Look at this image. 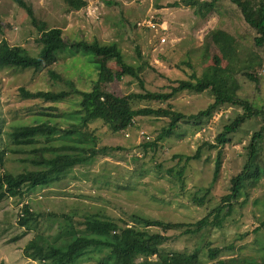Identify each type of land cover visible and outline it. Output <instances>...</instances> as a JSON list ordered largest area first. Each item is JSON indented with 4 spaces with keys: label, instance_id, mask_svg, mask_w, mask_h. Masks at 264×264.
<instances>
[{
    "label": "rangeland",
    "instance_id": "rangeland-1",
    "mask_svg": "<svg viewBox=\"0 0 264 264\" xmlns=\"http://www.w3.org/2000/svg\"><path fill=\"white\" fill-rule=\"evenodd\" d=\"M25 1L32 6L41 24L45 22L48 27L62 28L68 41L83 38L116 41L128 63L144 62L141 81L124 76L110 84V89L119 95L146 90L170 91V85L189 78L193 71L200 75L214 55L221 54L224 63L227 62L234 49L233 38L239 42L243 56L252 48L264 59V49L253 45L254 30L228 0L223 1L219 12L205 17L197 16L194 8L183 4L182 0H87V5L79 10L69 9L65 0ZM139 22L142 25L135 28L134 24ZM0 28V40L5 38L11 45L23 46L32 55L38 53L40 46L36 38L40 33L37 26L28 11L13 0H0ZM138 50L142 57L138 56ZM60 57V62L53 67L63 78L58 81L47 70L35 73L31 69L0 67L2 149L9 143L6 132L12 124L35 123L48 118L66 122L68 111L74 108L71 101H64L59 104L55 116L41 115L35 108L36 101L21 99L20 87L34 91L69 89L67 82L71 80L78 89L92 88L97 72L91 55L70 45L61 51ZM188 60L194 68L184 64ZM240 81L239 95L255 105H264V68L258 84L243 76ZM212 100L209 91L185 90L170 102L174 109L191 114L206 108ZM145 105L167 107L168 102L137 103V106ZM239 112H242L240 107L222 106L198 126L182 123L178 133L160 141L157 150L147 152H143L140 145L153 141L168 118L138 117L134 126L117 133L106 132L107 127L100 121L94 123L99 126L102 139L91 162L70 169L53 178L48 185L37 186L22 197L0 200V264H36L25 255V246L37 231L51 240L66 226L65 215L82 218L99 214L128 220L132 213H137L174 222L201 219L229 192L231 177L242 170L247 159L246 145L264 119L249 120L225 145L220 177L215 184L212 180L217 149L204 148L201 158L188 162L186 156L193 155L203 142H215L224 123ZM104 147L106 150H102ZM175 155L184 157L179 159ZM22 157V153H10L4 165L10 170H21L26 167L20 160ZM260 165L264 167V156L260 158ZM5 166L0 167V173ZM252 182L223 227L210 226L195 235L171 231L163 251L193 252L198 249L201 259L208 264H219L221 259L230 257L260 259L264 256V226H260L264 218V170ZM205 194L208 196L203 205L193 199ZM25 204L41 213L37 221L32 222V230L19 223ZM216 248L221 251L216 258H211L210 251ZM98 259L94 256L81 264H98Z\"/></svg>",
    "mask_w": 264,
    "mask_h": 264
},
{
    "label": "trees",
    "instance_id": "trees-1",
    "mask_svg": "<svg viewBox=\"0 0 264 264\" xmlns=\"http://www.w3.org/2000/svg\"><path fill=\"white\" fill-rule=\"evenodd\" d=\"M28 11L33 24L40 33L36 42L40 49L36 55L30 54L23 46L11 45L5 38L0 40V67L31 69L35 73L47 70L55 80L63 79L53 67L61 60L60 54L68 46L81 48L91 55L96 64V79L90 90L75 87L68 80L69 89L31 90L20 87L21 99L34 100L41 115L55 116L64 101H71L74 108L68 111V120L52 121L38 119L35 123L12 124L6 132L9 143L2 149L0 145V167L10 153H22L20 158L26 164L21 170L14 171L6 166L0 173V200L4 197H22L27 191L37 186L48 185L53 178L70 169L91 162L97 153L102 139L100 121L106 132H123L134 126L138 117L168 118L153 141H146L141 146L143 152L157 150L159 142L173 136L181 129V124L198 126L211 118L222 106L240 107L242 112L228 119L217 133L215 142H203L193 155H187L186 161L199 159L204 148L217 149L212 183L220 177L223 163V149L232 140L246 122L254 118L264 119V105L258 106L239 95L242 88L240 76L258 84L264 68V59L258 50L245 51L236 38H233L234 49L228 61L224 63L221 54L212 57V62L187 79L175 81L170 91L131 92L119 95L110 89V84L120 81L124 76H132L140 81V73L145 63L132 64L125 59L122 48L116 41L102 42L97 38L68 41L60 27H48L36 18L32 6L25 0H13ZM225 0H182L183 4L194 8L197 16L205 17L217 13ZM241 13L246 24L255 32L253 45L264 49V0H228ZM67 7L79 10L87 5V0H65ZM179 5L180 3H175ZM135 28L140 25L134 24ZM1 29V28H0ZM225 35H229L225 30ZM138 56L142 57L140 50ZM147 64V63H146ZM194 68L192 61H185ZM202 93L209 91L213 100L206 108L196 113L186 114L173 108L170 100L182 91ZM168 102L167 107L137 106L140 102ZM34 107V105H33ZM33 110V108H31ZM0 132V141H1ZM247 159L242 170L230 179L229 192L221 197L220 202L204 217L194 222H174L164 219L147 218L132 213L128 220L91 214L75 218L65 215L67 224L51 237L42 232L32 238L24 248L28 258L37 264H81L84 260L99 258L98 264H208L201 259L198 249L188 251H163V245L170 239L168 233L181 230L184 235H195L210 226L223 227L225 220L232 214L235 204L245 194L249 183L259 178L264 167L260 158L264 156V123L258 131L253 132L246 145ZM106 150V148H102ZM179 159L182 155H175ZM33 165L34 167H29ZM182 171L179 172L182 176ZM252 180V181H250ZM247 194V192H246ZM203 196H194L199 204L206 201ZM41 213L33 211L29 204L23 205L19 223L32 230ZM264 226V218L260 220ZM221 250L210 251V257L216 258ZM219 264H264V256L255 258L221 259Z\"/></svg>",
    "mask_w": 264,
    "mask_h": 264
},
{
    "label": "built area",
    "instance_id": "built-area-1",
    "mask_svg": "<svg viewBox=\"0 0 264 264\" xmlns=\"http://www.w3.org/2000/svg\"><path fill=\"white\" fill-rule=\"evenodd\" d=\"M138 24H139V25H142L141 22H139ZM148 24H150V26H154V24H153L152 22H149ZM164 40H165V38L163 37V38H162V41H164Z\"/></svg>",
    "mask_w": 264,
    "mask_h": 264
},
{
    "label": "clouds",
    "instance_id": "clouds-1",
    "mask_svg": "<svg viewBox=\"0 0 264 264\" xmlns=\"http://www.w3.org/2000/svg\"><path fill=\"white\" fill-rule=\"evenodd\" d=\"M29 259H31V258H29ZM32 260V259H31ZM34 261V260H33ZM36 264H37V262H36Z\"/></svg>",
    "mask_w": 264,
    "mask_h": 264
}]
</instances>
